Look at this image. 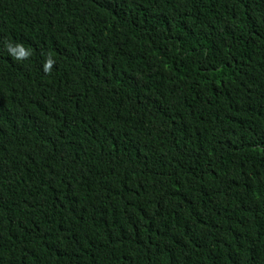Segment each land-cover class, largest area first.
<instances>
[{
	"label": "trees",
	"instance_id": "obj_1",
	"mask_svg": "<svg viewBox=\"0 0 264 264\" xmlns=\"http://www.w3.org/2000/svg\"><path fill=\"white\" fill-rule=\"evenodd\" d=\"M0 264H264V0H0Z\"/></svg>",
	"mask_w": 264,
	"mask_h": 264
}]
</instances>
